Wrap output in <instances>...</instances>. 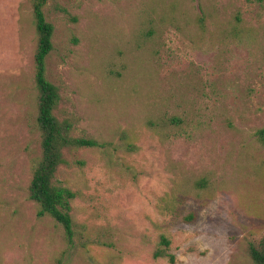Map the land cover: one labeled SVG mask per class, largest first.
I'll return each instance as SVG.
<instances>
[{
	"label": "rangeland",
	"instance_id": "rangeland-1",
	"mask_svg": "<svg viewBox=\"0 0 264 264\" xmlns=\"http://www.w3.org/2000/svg\"><path fill=\"white\" fill-rule=\"evenodd\" d=\"M44 13L56 115L100 144L66 151L56 178L81 238L104 245L68 248L28 199L37 35L30 0H0V264H252L264 0H48Z\"/></svg>",
	"mask_w": 264,
	"mask_h": 264
},
{
	"label": "trees",
	"instance_id": "trees-1",
	"mask_svg": "<svg viewBox=\"0 0 264 264\" xmlns=\"http://www.w3.org/2000/svg\"><path fill=\"white\" fill-rule=\"evenodd\" d=\"M48 0H30L31 14L37 45L34 53V82L37 91L35 125L39 131V151L30 163L28 199L36 207L37 217L52 219L63 230L68 248L85 247L88 243L104 245L98 239H82L75 229L71 214V202L75 193L57 181L56 175L61 166L67 164L65 152L83 148H98L100 144L91 138L75 136L74 126L66 118L59 119L56 111L60 102L58 88L46 77V58L52 50L53 26L47 22L44 7ZM257 141L264 146V128L255 133ZM79 235V236H78ZM170 242L160 237V245L168 248ZM248 257L252 264H264V236L256 242H249ZM154 257L171 255L162 250L154 252ZM53 264H66L65 254L55 258Z\"/></svg>",
	"mask_w": 264,
	"mask_h": 264
}]
</instances>
